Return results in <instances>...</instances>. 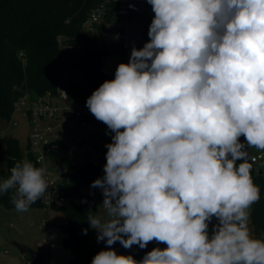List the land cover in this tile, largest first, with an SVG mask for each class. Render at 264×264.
I'll list each match as a JSON object with an SVG mask.
<instances>
[{
    "label": "clouds",
    "instance_id": "9594fccd",
    "mask_svg": "<svg viewBox=\"0 0 264 264\" xmlns=\"http://www.w3.org/2000/svg\"><path fill=\"white\" fill-rule=\"evenodd\" d=\"M147 3L149 41L86 101L112 133L104 176L91 184L104 215L87 216L108 247L91 264H264L248 162V148L264 150V0ZM46 175L18 161L0 178V196L12 190L26 212L49 194ZM152 241L166 247L139 261L111 247Z\"/></svg>",
    "mask_w": 264,
    "mask_h": 264
},
{
    "label": "trees",
    "instance_id": "16d2710c",
    "mask_svg": "<svg viewBox=\"0 0 264 264\" xmlns=\"http://www.w3.org/2000/svg\"><path fill=\"white\" fill-rule=\"evenodd\" d=\"M96 3L97 0H0L2 118L10 119L13 104L25 94L56 95L57 89L64 85L59 77L60 69L81 74L87 83L83 91L90 95L105 80L114 79L115 74L103 73L101 60L117 51L103 44L95 32L85 25L89 12ZM103 136L112 142V133H105ZM240 140L244 142V137ZM55 145L56 150L48 152L50 160L65 162L66 145L61 140L56 141ZM5 153L7 168L13 167L21 158L16 139L9 137L6 140ZM248 162L252 164V180L260 188L261 194L260 201L250 210L251 227L256 238H264V175L258 173L259 168L249 157ZM7 168L0 170L2 178L10 175ZM103 176V170L97 167H70L68 182L61 184L65 201L51 208L65 217V222L61 225L64 234L62 243L71 252L72 264H91L92 258L99 251L107 249L83 245L85 236L96 230L87 221L88 211H92V198L82 189ZM11 194L12 190L0 196V204L4 208H15L10 200ZM31 207L43 208L40 200ZM84 229H87V234H84ZM153 248H156L153 242H149L144 249L137 247L134 259L141 260Z\"/></svg>",
    "mask_w": 264,
    "mask_h": 264
},
{
    "label": "built area",
    "instance_id": "2783aa9c",
    "mask_svg": "<svg viewBox=\"0 0 264 264\" xmlns=\"http://www.w3.org/2000/svg\"><path fill=\"white\" fill-rule=\"evenodd\" d=\"M153 17L152 7L147 3V0H97L89 12L85 25L95 32L103 44L117 51L119 65L120 63H128L133 47L140 49L149 41L148 30ZM86 97L87 94H85L84 99L81 98L75 102L70 90L63 85L57 89L54 96L49 94L29 96L25 94L13 104V111L15 109L20 110L31 124L28 145L24 153L21 154L19 161L25 159L31 161L32 157V161L37 167L44 166L47 168L46 179L50 185L47 189L49 194L40 199L43 208L47 210H51L53 205L62 204L65 201L61 192V184L68 182V169L70 167L92 166L103 170L106 164L107 148L105 145L111 142L103 136L105 133H109L107 125L103 122L99 121L96 130H90L87 139L83 138L73 144H68L59 139L55 134L54 126L51 125V122H58L62 116L75 117L82 125L89 122L79 118L81 114L87 113L74 111L76 106H86ZM9 124H16L11 116ZM58 140L63 141L67 147V159L63 163L52 162L48 155V152L56 150L55 142ZM249 159L253 163L262 161L264 160V152L252 155ZM11 167L7 168L9 172ZM216 224L217 220L213 218L209 228H213ZM152 242L158 244L155 241ZM126 250L128 255H134L131 253V248ZM115 251L120 254L119 250ZM29 261L27 260V263Z\"/></svg>",
    "mask_w": 264,
    "mask_h": 264
},
{
    "label": "rangeland",
    "instance_id": "374dc122",
    "mask_svg": "<svg viewBox=\"0 0 264 264\" xmlns=\"http://www.w3.org/2000/svg\"><path fill=\"white\" fill-rule=\"evenodd\" d=\"M119 63V55L118 53H113L111 55H107L102 60V67L104 69L105 74H115L116 66ZM115 69V70H114ZM110 73V74H109ZM59 77L62 80V83L70 90L72 93L75 102L85 98V92L83 91V87H87V83L84 80V77L78 74H74V72L67 71L65 69L59 70ZM85 90V89H84ZM90 94H87L88 98ZM75 112L87 113L91 114L87 106H76L74 108ZM11 118L16 121L15 125H10L9 120H6L0 116V170H5L7 168L8 162L5 153L6 149V140L9 137H12L17 140L18 149L21 154L27 148L28 145V135L30 134L31 124L27 117L23 116L21 111L15 109L11 115ZM51 125L54 126L55 134L59 139H62L68 144H73L83 138H88L90 130H96L99 121H89L85 125L80 124L75 117H65L56 122H51ZM260 152H264V150H259L257 148H248V155L257 154ZM106 161V154H105ZM258 163H256L257 165ZM264 175V161L261 162V165L258 166ZM104 174V169H103ZM0 178L2 175L0 173ZM86 193H88L93 199L92 212L98 213L100 215H104V210L99 208V206L103 202L102 190L100 188H92L88 186L85 188ZM40 211L39 218L44 216L48 219L49 223L46 224L50 229L49 234L46 235L44 233L39 232V228L33 227V229H29L30 226H26L27 229H22V227H1L0 231L4 235H6V242L2 246V250L5 249L6 252L4 254L14 253L17 257L20 256L18 249L15 244H23L25 235L30 237H37L32 240L31 249H33L41 258V264H72L71 262V252L65 247L62 243V239L64 237L63 231L61 230V225L65 222V217L61 212L54 210H46L37 208ZM41 227V225H40ZM251 227V225H250ZM213 228H209V233L211 234ZM252 229V227H251ZM98 233L96 231L87 234L83 240V245L88 248H107L108 246L104 241H97ZM114 250H119L120 254L128 255L127 250L119 243L116 242L114 245ZM137 245H133L131 248V253H135L137 251ZM161 249L164 248L163 243H159L156 245ZM2 252V251H1ZM1 263V262H0ZM2 264V263H1ZM22 264H34L33 262L24 261Z\"/></svg>",
    "mask_w": 264,
    "mask_h": 264
},
{
    "label": "crops",
    "instance_id": "0c3cea01",
    "mask_svg": "<svg viewBox=\"0 0 264 264\" xmlns=\"http://www.w3.org/2000/svg\"><path fill=\"white\" fill-rule=\"evenodd\" d=\"M103 58H102V60H103ZM117 66H116V68H117ZM101 70L103 72H105L103 67H102V62H101ZM252 155H255V154H252ZM252 155H248V157H250ZM262 161H264V160H262ZM262 161L256 162V163H258L257 165H256V163H254L257 168H259L258 167V166H260L259 163H261ZM85 188L82 189V191L84 193H86ZM92 201H93V199H92ZM42 209H45V208H42ZM39 215H40L39 209L34 208V207H30L29 210L26 212H18L15 208L7 209V208H4L0 204V228L1 227L2 228L3 227L8 228V227L14 226V227H19V228L22 227V229H27L26 226H30L29 229L32 230L33 227L37 226L39 228V232L45 234V236L43 238H46V235L49 234L50 229L45 225L48 224L49 221L44 216L40 220ZM45 219L47 221H44ZM40 225H41V227H40ZM35 238H37V237H30V236L25 235L24 243L27 246H31L32 240H34ZM6 239H7L6 235H4L2 233V231H0V262L2 264H22V262L24 263V261L29 260V258L26 255L21 254L20 252H19L20 256H18V257L14 253L4 254L6 252V250L5 249L2 250V246H3V244H5ZM158 244H155V245H158ZM71 258H72V255H71Z\"/></svg>",
    "mask_w": 264,
    "mask_h": 264
},
{
    "label": "water",
    "instance_id": "95a60500",
    "mask_svg": "<svg viewBox=\"0 0 264 264\" xmlns=\"http://www.w3.org/2000/svg\"><path fill=\"white\" fill-rule=\"evenodd\" d=\"M80 120L82 121H94L95 117L93 115H87V114H81L80 115ZM261 165V163H259ZM258 173H261V170L258 169ZM218 223V221H217ZM16 248L21 254L26 255L31 262L34 264H41V258L38 256V254L31 249L30 247H27L23 244H15ZM113 248V245L111 246Z\"/></svg>",
    "mask_w": 264,
    "mask_h": 264
}]
</instances>
